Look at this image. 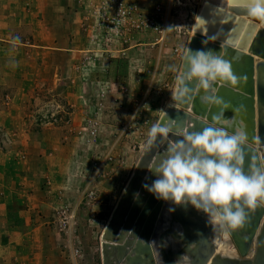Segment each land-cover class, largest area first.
Listing matches in <instances>:
<instances>
[{
	"label": "crops",
	"instance_id": "crops-1",
	"mask_svg": "<svg viewBox=\"0 0 264 264\" xmlns=\"http://www.w3.org/2000/svg\"><path fill=\"white\" fill-rule=\"evenodd\" d=\"M101 1L106 0H0V56L6 54L9 44H26L25 39H30L31 47H17L18 50L32 52L31 48H35L33 52L38 57L49 55L50 59L59 53L79 51L93 36L88 26L93 23V15H89L88 8ZM128 1L144 7L152 4V0ZM188 2L196 18L199 8L195 11ZM164 4V14L170 18V3ZM188 17L182 20L185 28L191 19ZM178 29L168 28L165 38L174 32L176 44H181ZM149 33L135 35L136 44L130 46L115 44V58L103 55L100 67L56 66L48 61L37 63V67H51V75L49 71L38 78L22 76L15 84L0 77V237L7 239L3 244L24 245L28 232L40 227L39 216L47 213L46 208L52 209L57 230V209L70 205L78 214L84 200L81 196L95 182L100 190L95 206L100 210L97 216L102 218L107 212L105 228L140 157L135 149L145 145L150 128L158 122L175 90L170 87L163 94L165 89L159 88V94L156 86L166 82L171 85L170 67L175 66L179 73L182 64L165 59L158 47H147L145 44L151 41ZM78 39L84 41L79 43ZM161 78L165 82L155 85ZM103 82L107 84L106 95L101 92ZM54 83L59 84L58 88ZM8 86L16 87L7 94ZM36 90L44 93L35 95ZM47 111L59 118L53 119L54 123L52 119L50 123L43 121L42 126L36 119ZM64 118L69 125L55 124ZM91 119L99 121L97 143L90 142L84 133ZM100 161L105 162L103 169L95 170ZM101 171L104 174L98 177L96 174ZM14 201L21 206H15ZM15 221L24 227L13 228ZM29 258L25 256L20 262L33 264L34 258H30L32 262ZM0 260H4L1 255ZM81 264H94L93 257L84 253Z\"/></svg>",
	"mask_w": 264,
	"mask_h": 264
},
{
	"label": "water",
	"instance_id": "water-1",
	"mask_svg": "<svg viewBox=\"0 0 264 264\" xmlns=\"http://www.w3.org/2000/svg\"><path fill=\"white\" fill-rule=\"evenodd\" d=\"M248 3L249 0H227L228 12L214 39L210 36L214 32L212 22L222 9L206 2L187 45L192 50H222L232 63L234 75L241 78L235 89L223 83L213 87L218 88V97L231 105L224 113V118L231 121L229 131L243 129L248 136L246 173L251 164L264 162V25L252 38L247 52L233 46L243 30L246 34L257 26L241 16L248 15ZM204 27L205 34L201 32ZM224 40L226 43L220 44ZM184 70L183 59L179 74ZM188 86L194 89L195 82ZM177 88L176 83L173 94ZM205 95L211 93L202 90L191 102H174L171 97L174 104L163 108L158 123L174 130L188 125L190 132H202L215 123L214 117L221 112L220 107L203 102ZM182 139L169 135L171 142ZM168 146L167 141L159 140L151 150L145 145L102 232V264H176L184 254L192 257L193 264H264V205L249 212L244 227L232 233L236 251L227 252L218 249V232L208 223L207 214L190 203L177 206L158 200L146 190L144 186L156 179L149 168L163 158Z\"/></svg>",
	"mask_w": 264,
	"mask_h": 264
},
{
	"label": "clouds",
	"instance_id": "clouds-1",
	"mask_svg": "<svg viewBox=\"0 0 264 264\" xmlns=\"http://www.w3.org/2000/svg\"><path fill=\"white\" fill-rule=\"evenodd\" d=\"M246 9L250 17L264 21V0H249ZM183 59L185 70L176 77L178 88L172 94L173 101L191 102L203 90L211 93L202 98L203 102L220 107L221 112L202 132H190L188 125L174 130L154 124L147 134L148 149L158 140L167 141L169 146L163 158L149 168L156 179L144 187L158 200L177 206L190 203L207 214L208 223L227 239L244 227L249 212L264 205V162L251 164L245 172L248 136L243 129L229 131L231 121L224 118L231 105L218 97V88L213 85L223 83L235 89L241 80L234 75L225 53L188 47L183 50ZM170 70L175 72V66ZM193 82L194 89L188 86ZM170 133L183 139L171 142ZM176 264H193V260L184 254Z\"/></svg>",
	"mask_w": 264,
	"mask_h": 264
},
{
	"label": "rangeland",
	"instance_id": "rangeland-1",
	"mask_svg": "<svg viewBox=\"0 0 264 264\" xmlns=\"http://www.w3.org/2000/svg\"><path fill=\"white\" fill-rule=\"evenodd\" d=\"M159 2H162L163 5H165L164 3H170V16H169L170 18H167V21H166L167 31H168V28H169V30H171V28L175 30V27H177V28L179 27L181 29L180 35H182L180 41H182V40L183 41L181 44L179 42L176 44V36H175L174 32L173 33L171 32L169 35L171 37H169V39L165 38V40L162 43H156L155 44V42L157 40V36L155 33L150 32L149 34L151 35V41L149 42V44H145V45L147 47H151V48L152 47H156V48L158 47V48H160V50H162L161 53L165 59L171 58L173 60L180 61V63H181L182 60L175 54L174 49L176 47L185 48L187 46L186 44L188 43V41L191 37V34H192L191 28H189V27L185 28V26L183 24L184 22L182 20H184L185 17H187V15L193 19L195 16V13L193 16L192 12L190 11V9L188 7L189 6L188 0H152L151 6L146 5L144 7V6H141L139 3H135V5H137V4L139 5V6L138 5L137 6L143 14L152 16L155 12V7ZM101 4H102V1H101ZM98 7H99V5L92 6V7L89 6V8H88L89 15H93V16H91L93 18V23H90L88 25L89 28L91 26V28H90L91 30H92V26L96 22V14H97L96 11H97ZM191 27H192V25H191ZM139 35H141V34H139ZM139 39H140V37H139ZM24 41L26 42V44L22 43V42L9 44V49L6 51V54H2L0 56V67L2 66L4 68V69L0 68V77L1 76L7 77L8 81L11 83H14V84L16 83V79L19 77L26 76L28 78L29 77L30 78H38L37 76L43 75V74L49 72L50 69H52L51 67L49 70L43 69V68L40 69L37 67L38 66L37 63L39 65H42V64H47L49 61L50 64L55 63L56 66L65 65V66L69 67V65H74V67H75L78 64H83L82 66L88 65V67H90V66L100 67V64H101L100 61H103L104 56L108 57V59L115 58V55H114V53H115V41L114 42H107V39L93 38V36H90V39H89L90 42L89 43L87 42V44H86V41L84 42V47H79V51H73V53H70V55H66L64 53H59V54H56L54 57H50V59H49V55H46L44 57H38V55L34 54V52H33V50L35 48H31L32 52H26L24 50H18L19 47H23V46L31 47L28 43L30 41V39H25ZM82 41H84V39L83 40H81V39L77 40V42H79V43H81ZM140 41H141V39H140ZM132 43L136 44V40L133 39ZM124 44H126V43H124ZM183 45H184V47H183ZM44 68H46V66ZM76 71H77V69H76ZM79 72H80V70H79ZM49 74L51 75L52 71H50ZM178 74L179 73L177 70L175 72L171 71L170 72V75L172 76L171 77L172 81L170 82L171 85L170 84L168 85L166 82L161 86L160 85L156 86L160 92V93L159 92L158 93L161 94V92H162L161 89H159V88H163L162 90L165 89V91L163 93V94H165L166 92L169 91L170 87H172V88L175 87L176 77ZM69 80L71 81L72 79H69ZM158 81H164L165 82V78H161L160 80L157 79L155 81V85L157 83H159ZM51 83H53V82H51ZM54 84H55L54 87L58 88L57 85H59V84H57V83H54ZM72 84H74V82H72ZM105 85H107V84H105ZM15 87L16 86H8L7 88L9 91H7L6 93L7 94L11 93L12 90L14 91ZM46 87L49 88V86H46ZM38 92H39V94L44 93L43 90H41V91L36 90V92L34 94L37 95L36 93H38ZM46 94H47V96L51 95L50 92H46ZM38 106H36V107L39 108ZM41 111H43V110H41ZM42 113H44L46 115L40 114V117L37 118L36 120L40 125L43 126L44 125L43 121H47L48 123H50L49 121L51 120V118L48 117L47 115L51 116V112L47 111V112H42ZM56 115H59V114H56ZM64 120H65V118L62 121L59 120V123L55 122V124L69 125L67 123L65 124L64 122L66 120L65 121ZM52 123H54L53 119H52ZM145 125H146V123H145ZM146 144H147V142L145 143V145ZM145 145H144V147H145ZM139 150H140L139 148L135 149V153L138 154V156L141 155V151H142V150H140V151ZM100 162H97L95 164V168H96L95 170L103 169V168H99ZM103 174H104V172L101 171V172H99V174H96V175L99 177L100 175L102 176ZM98 177H97V179H98ZM95 178H96V176L94 178H92V180H94ZM85 182L81 184L80 188L83 185H85ZM95 183L93 186L89 185V187H94V188L96 187L95 189L97 191L98 187L96 186L97 184H95ZM86 184H89V182H86ZM98 191H100V190H98ZM98 191H97V193H98ZM84 196L85 195L83 193V195L81 197L84 200L83 201H82V199L80 200V201H82V204L79 207V213L77 214V225L75 226V229H74L75 232H74V235L72 238H73L74 244L79 245L82 248L83 255H84V253H86L89 256L93 257L94 264H102L101 235H102V232L104 229L105 222L107 220L106 219L107 218V212H106V215H104V217H102V218L97 216V213L100 210L98 208H96L95 206L99 202V198H97L96 201L89 203V201L87 200V197L86 196L84 197ZM14 203H16V201H14ZM15 206L20 207L21 205H18L16 203ZM46 212L47 213L41 214V217L39 216L40 223H41L40 227L38 229H35V230H30V233L28 232L29 235L26 236L24 245H22V244L21 245H18V244L15 245L14 243L12 245L3 244L4 242L7 241V239L0 237V255L4 259L2 261L0 260V264H26L25 261L20 262L22 260H25V256L30 257V258H34L33 262L29 258V260L33 264H73V262H71V260H70V244H71L70 240H72V238L68 237L67 235H64V233L59 231L58 228H57V230L55 229V227L53 225L54 218H53L52 209L50 211H47V208H46ZM16 216H19V215H16ZM38 221H39V219H38ZM12 226L15 229L16 228L21 229V227H24L18 221L13 222ZM33 226L35 227V221H34ZM16 232H18V231H16ZM22 233L25 234V232H22ZM9 257H10V260L7 261V258H9Z\"/></svg>",
	"mask_w": 264,
	"mask_h": 264
},
{
	"label": "built area",
	"instance_id": "built-area-1",
	"mask_svg": "<svg viewBox=\"0 0 264 264\" xmlns=\"http://www.w3.org/2000/svg\"><path fill=\"white\" fill-rule=\"evenodd\" d=\"M202 0H190V4L194 7L200 5ZM165 6L159 2L155 7V12L152 16L143 14L137 5L128 0H106L99 5L96 11V22L92 26L93 38L107 39V42L126 43L132 45L135 35L144 32H153L157 36L156 43H162L167 34L166 21L167 17L164 14ZM194 19V18H193ZM193 19H190L188 27L191 28ZM179 34L181 29H178ZM104 41V40H103ZM185 48L176 47L175 54L183 60V50ZM106 82L102 85V94L106 93ZM51 119L58 121L57 116H51ZM84 133L87 134L88 140L97 143L99 130V121L91 119L86 127ZM144 146H139L143 149ZM104 161L100 162L99 168H102ZM84 195L87 197L89 203L97 200L98 193L94 187H87ZM56 220L58 230L72 238L74 229L77 225L76 208L70 205H63L56 211ZM70 260L73 264H81L83 259V251L79 245L74 244L73 238L70 240Z\"/></svg>",
	"mask_w": 264,
	"mask_h": 264
},
{
	"label": "bare ground",
	"instance_id": "bare-ground-1",
	"mask_svg": "<svg viewBox=\"0 0 264 264\" xmlns=\"http://www.w3.org/2000/svg\"><path fill=\"white\" fill-rule=\"evenodd\" d=\"M209 2L211 4H213L215 7H219L220 10V15L217 16L216 19L213 20L212 22V27L214 28V32L212 33L211 38L216 37V34L218 33V30L220 29L222 22L228 12V10H226V2L227 0H202L200 5L197 6V8H199V10H197L196 12V18H194V22L192 24V34L194 32V27L196 24V21L201 13L202 8L204 7L205 3ZM218 15V14H217ZM243 16V18L246 19L247 22L252 21L253 23L257 24L255 30L252 29H248V32L245 34L244 30L242 31V33H240V36H237V41L236 43H232L234 44L233 46H235V48H238L240 50H243L245 52L248 51V48L251 45V41L252 38L256 35L257 31L264 25V21H261L260 23H257L255 20H253L249 15H241ZM205 30L206 28H203V31H201L203 34H205ZM199 31V30H195V33ZM232 31V30H231ZM230 31V33H231ZM201 33V34H202ZM243 40V42H242ZM226 41H221L220 44H225ZM242 43V44H241ZM174 104L173 101L170 99V102L167 105H172ZM158 123V122H157ZM145 150V147L143 148L142 152ZM104 230V229H103ZM216 231L218 232V236H217V243H218V249L219 250H223V251H227V252H235L236 251V247L234 244V241L232 239V236H230L229 238H224L220 235V230L218 228H216ZM101 243H103V239L101 238Z\"/></svg>",
	"mask_w": 264,
	"mask_h": 264
},
{
	"label": "trees",
	"instance_id": "trees-1",
	"mask_svg": "<svg viewBox=\"0 0 264 264\" xmlns=\"http://www.w3.org/2000/svg\"><path fill=\"white\" fill-rule=\"evenodd\" d=\"M58 118H59V116H58Z\"/></svg>",
	"mask_w": 264,
	"mask_h": 264
}]
</instances>
